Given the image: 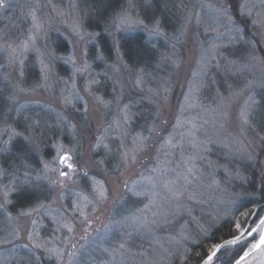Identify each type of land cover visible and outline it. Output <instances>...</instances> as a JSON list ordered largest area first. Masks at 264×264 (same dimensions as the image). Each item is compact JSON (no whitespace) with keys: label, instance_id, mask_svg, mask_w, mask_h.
<instances>
[{"label":"rangeland","instance_id":"374dc122","mask_svg":"<svg viewBox=\"0 0 264 264\" xmlns=\"http://www.w3.org/2000/svg\"><path fill=\"white\" fill-rule=\"evenodd\" d=\"M96 1L0 7V264H196L224 223L234 264L264 213V4ZM137 36L150 69L123 60Z\"/></svg>","mask_w":264,"mask_h":264},{"label":"trees","instance_id":"16d2710c","mask_svg":"<svg viewBox=\"0 0 264 264\" xmlns=\"http://www.w3.org/2000/svg\"><path fill=\"white\" fill-rule=\"evenodd\" d=\"M110 3L112 2L110 1L102 2V0L96 1V4H99L97 7L98 8L101 7L100 8L101 11H104L105 8H113V6L116 5L115 4L116 2L112 4ZM107 5L109 7H106ZM101 15L103 16L102 13L100 12L97 13L98 17H101ZM98 44L105 58L107 59L111 58L110 43L104 34L98 35ZM120 50L122 52V57H123L124 62L127 64V66H129L133 70H136L139 68L150 69L154 66V63L156 62V52L151 50L150 47H148L143 42L142 38H139L138 36L134 38L123 39L120 43ZM14 153L15 154L17 153L18 155H22L21 157H23L26 154L25 151H23V153L20 154L21 151L19 150V147L15 149ZM24 157L28 159L26 156ZM7 161H10L11 163H13L14 161H16V159L13 156H10V158L7 159ZM258 197L261 202H264V186L261 188L259 186ZM12 200H13L14 206L18 208L27 207L28 205L27 197L23 196V194L14 195ZM232 236H233V230H232L231 224L224 223L212 232L210 242L213 244H219L224 240L232 238ZM197 252L200 253V255L196 258V264L197 263L200 264L207 257V254L206 252H203L202 248L200 247ZM194 257H195V252L192 253V258Z\"/></svg>","mask_w":264,"mask_h":264},{"label":"water","instance_id":"95a60500","mask_svg":"<svg viewBox=\"0 0 264 264\" xmlns=\"http://www.w3.org/2000/svg\"><path fill=\"white\" fill-rule=\"evenodd\" d=\"M259 207H264V204L258 206V207L256 208V210L259 209ZM262 220H264V213H263L262 217L257 221V223L253 226V228L251 229L250 234H249V235H252V234H254V233H258L257 238H256L255 241H254L252 244H250L249 247L246 248V250H245V251H244V252L238 257V259L235 261L234 264H237V261H239V264L242 263V262H245V261H246V260H247V259H248V258L254 253V252H257V251H260V252H261V258H260L261 260H260V263H259V264H264V245H260V247H258V248L255 247V245L259 244V242H260V236H261V235H264V224H261V221H262ZM236 238H239V239H236ZM243 239H244V237L242 236V233H241V234L238 235V236H234V237H232V238H229V239H227V240H224V241H222L221 243L215 245V246L213 247L212 252H213L214 250H216L217 246H220V247H219V250L217 251V253H218L220 250H222V249H224V248L231 247V246H234V245H236V244H239L240 242L243 241ZM233 240H235L236 242H235V243H230V242L233 241ZM212 252H211V253H212ZM211 253H209V254L207 255V257L203 260V262H202L201 264H212V263H213L215 257H213V259H212L211 261L208 260V256L211 255ZM240 257H244V259L241 260Z\"/></svg>","mask_w":264,"mask_h":264},{"label":"snow or ice","instance_id":"6c2138e0","mask_svg":"<svg viewBox=\"0 0 264 264\" xmlns=\"http://www.w3.org/2000/svg\"><path fill=\"white\" fill-rule=\"evenodd\" d=\"M260 2H261L262 4H264V0H260ZM4 6H5V5H4V3H3V0H0V7H4ZM246 7H247V4H246V3L240 5V10H241V14H242V15L245 14V13H244V10H245ZM247 14H248V15H251L250 12L247 13ZM120 19H121V21H122L123 23H135V24H137V25H143V24H144V22H143L142 20H138V21H134V22L128 21V19H127L126 16H122ZM229 19H231V17H229ZM261 22L264 23V17L261 18ZM253 23L255 24V23H257V22H256V21H253ZM144 26L147 27L146 25H144ZM152 32H154V33H156V34L159 33V27H158V24L155 25V26L152 28ZM237 32H238V34H239V29L237 30ZM16 135H22V134L17 133ZM24 139L27 140L28 138H27V137H24ZM70 159H71V157H69V156H67V155H61V156L59 157V160H60L61 163H66V162L69 161ZM45 167L47 168V164L45 165ZM66 167H67L68 169H72V168H73V164H72V163H66ZM85 175H87V174H85ZM60 177H62V178H64V179H68V178H70V177H69V173H68L67 171H60L59 174H58V179H59ZM6 195H7V193H6ZM261 224H264V220L261 221ZM236 239H239V238H236ZM235 242H236V241L233 240V241H231L230 243H235ZM260 245H264V235H261V236H260V242H259V244L255 245V247L258 248V247H260ZM121 247H123V245H121ZM219 247H220V246H217L216 250H214V251L211 253V255L208 256V260H209V261H211V260L213 259V257H215V256L217 255V251L219 250ZM240 259L243 260L244 257H240ZM237 264H239V261H237Z\"/></svg>","mask_w":264,"mask_h":264},{"label":"bare ground","instance_id":"6f19581e","mask_svg":"<svg viewBox=\"0 0 264 264\" xmlns=\"http://www.w3.org/2000/svg\"><path fill=\"white\" fill-rule=\"evenodd\" d=\"M253 256H258L259 258H261V252L260 251L254 252L250 257H253ZM248 260L249 259H247L245 262H242L240 264H246Z\"/></svg>","mask_w":264,"mask_h":264}]
</instances>
